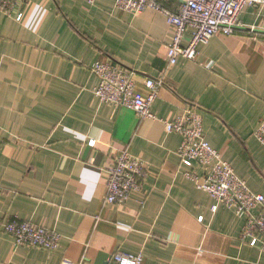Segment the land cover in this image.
Returning a JSON list of instances; mask_svg holds the SVG:
<instances>
[{"label": "crops", "instance_id": "1", "mask_svg": "<svg viewBox=\"0 0 264 264\" xmlns=\"http://www.w3.org/2000/svg\"><path fill=\"white\" fill-rule=\"evenodd\" d=\"M0 12V264H113L116 252L142 264H264V252L239 240L245 215L217 205L186 180L204 168L181 159V137L163 122L188 108L205 140L254 194L264 197V7L240 28L198 47L196 61L166 69L173 31L163 16L121 12L115 0H17ZM112 60L162 78L156 120L100 103L96 61ZM90 142L93 145L90 146ZM145 164L142 189L120 206L104 203L114 157ZM17 218L60 235L53 252L15 246L3 225Z\"/></svg>", "mask_w": 264, "mask_h": 264}, {"label": "built area", "instance_id": "2", "mask_svg": "<svg viewBox=\"0 0 264 264\" xmlns=\"http://www.w3.org/2000/svg\"><path fill=\"white\" fill-rule=\"evenodd\" d=\"M95 0H89L93 3ZM17 0H0V12L19 22L22 13L13 14ZM263 6L264 0H115L121 12L133 15L145 11L161 14L173 35L166 46V69L172 68L179 58L196 61L198 47L205 45L216 35L229 36L240 28L241 13L252 6ZM90 72L98 84L93 90L100 103L123 107L135 113L139 120H156L151 106L163 87V79L146 78L145 93H140L135 72L121 67L112 60L96 61ZM167 134L181 137L176 154L181 159L193 160L204 168L203 176L193 172L184 174L198 190L212 197L215 205H222L236 215H245L246 222L239 240L264 252V197L251 192L234 173L232 167L221 158L205 140L201 116L192 108L177 113L168 121H162ZM253 137L264 146V119ZM90 146L93 142L89 143ZM145 164L126 151H120L108 169L104 203L120 206L130 199L131 193L142 189ZM3 233L12 237L15 246L39 248L53 252L60 242V235L41 226L17 218L4 223ZM113 264H142V255L116 252Z\"/></svg>", "mask_w": 264, "mask_h": 264}]
</instances>
